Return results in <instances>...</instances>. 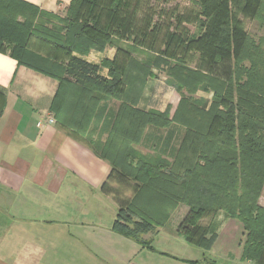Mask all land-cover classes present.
I'll return each instance as SVG.
<instances>
[{
	"label": "trees",
	"instance_id": "trees-1",
	"mask_svg": "<svg viewBox=\"0 0 264 264\" xmlns=\"http://www.w3.org/2000/svg\"><path fill=\"white\" fill-rule=\"evenodd\" d=\"M112 1L104 14L97 10L96 0H71L60 17L24 0H0V52L58 80L50 110L76 135L90 133L92 120L97 122L105 112L103 102L120 101L106 124L105 139L92 142L88 136L110 164L109 178L124 177L134 187L128 203L117 209L114 229L151 249L141 234L155 232L184 205L186 212L176 232L208 249L218 227L214 217L222 212L237 219L245 231L241 258L264 264V206L258 202L264 183V55L251 57L257 45L248 41L234 16L232 6L238 0H200L197 32L183 43L197 54L199 64L232 58L231 72L223 78L185 66L182 57L171 64L167 57L154 56L155 65L141 69L146 59L132 57L114 43L113 34L126 15L122 0ZM243 5L250 16L264 17V0H245ZM170 40L174 41V35ZM107 46L124 52L127 64L115 56L99 63L83 57ZM154 68H165L166 83L180 92L172 114L170 107L163 111L136 107L146 80L155 77ZM182 89L205 90L212 97L201 105ZM3 96L0 90V112ZM147 126L171 129L165 142L172 139L177 126L183 127L172 160L136 148ZM207 216L211 218L203 224Z\"/></svg>",
	"mask_w": 264,
	"mask_h": 264
},
{
	"label": "crops",
	"instance_id": "crops-1",
	"mask_svg": "<svg viewBox=\"0 0 264 264\" xmlns=\"http://www.w3.org/2000/svg\"><path fill=\"white\" fill-rule=\"evenodd\" d=\"M24 1L63 17L71 0ZM115 55L116 50L109 47L102 52L91 50L83 57L99 63ZM106 72L104 68L102 73ZM152 79L146 80L136 107L163 111L166 104L155 106L153 98L158 93L151 90ZM57 88V79L0 52V90L4 95L0 112V264H94L96 258L110 264L112 254L127 260L129 254L138 258L129 264L200 263L151 244L160 232L180 237L178 222L170 226L169 219L154 234H142L151 249L113 228L117 209L128 203L134 187L128 188L124 177H120V185L107 182L110 164L100 157L88 136L92 142L105 139L106 124L120 101L103 102L104 114L97 122V118L92 120L89 134L79 136L62 126L50 110ZM50 114L53 123L46 121ZM38 121L42 126H37ZM177 127L172 139L165 142L171 129L147 126L135 146L143 153L172 160L184 134L183 127ZM258 202L264 206V183ZM234 221L226 217L225 222ZM97 244L103 251L109 248V253L97 251ZM237 244L241 254V242Z\"/></svg>",
	"mask_w": 264,
	"mask_h": 264
},
{
	"label": "rangeland",
	"instance_id": "rangeland-1",
	"mask_svg": "<svg viewBox=\"0 0 264 264\" xmlns=\"http://www.w3.org/2000/svg\"><path fill=\"white\" fill-rule=\"evenodd\" d=\"M200 0H122V12L126 17L123 21V25L119 31H115L113 38L114 43L121 46L123 51H129L132 57L139 60H145L147 63L144 65L141 63V69H146L148 65L154 66V56L167 57L170 59V63L173 64L178 57L184 59V65L190 68H200L203 73L212 74L223 78L228 76L231 72L233 63L232 58L224 59L217 64H199L197 54L192 50H186L183 43L186 38L191 34L197 32L196 18L200 14L201 9L199 7ZM112 0H96L95 5L97 10L101 13H106L109 6L112 5ZM245 0H238L237 5H233L234 16L237 17L242 23L243 30L248 38V41L257 45V50L253 51L251 57L254 59L256 56L264 55V17H252L243 11ZM246 4V3H245ZM263 14L264 11L261 10ZM203 17L201 16V19ZM104 22V18H101ZM56 23L57 20L52 19ZM115 26V25H114ZM125 34V35H123ZM171 35H174V41L170 40ZM111 46H107L109 48ZM114 48V47H111ZM115 49V48H114ZM172 53L175 57H169L168 54ZM115 57L117 61L122 65L127 64V59L124 52L116 51ZM248 65L249 62L246 60ZM132 69V68H131ZM129 69V70H131ZM165 69V68H164ZM164 69L154 68L153 92L158 93L154 95L156 100L155 106L165 105L167 110L170 107V114L174 111L179 99L180 92L175 90L166 83L168 78ZM144 72V71H143ZM152 78V77H149ZM151 80V79H150ZM195 83H197L195 81ZM214 83L209 82V84ZM208 82L204 81L202 86H206ZM193 85V84H192ZM198 85V84H196ZM200 86V84L198 85ZM157 87V90H156ZM156 90V91H155ZM181 93L186 96H192L195 99L201 101V105L204 101L209 102L212 97V92L197 89L195 93L189 90L182 89ZM153 94V93H152ZM203 98V99H202ZM120 178L117 176L110 177L108 183L114 185L119 184ZM132 184L129 182L128 188ZM186 207L182 205L177 207L170 216V226L172 223L178 222L182 219ZM210 216L204 217L201 222L203 224L210 220ZM214 222L218 225L215 238L213 239L208 249L187 242L182 236L175 239L164 232H160L155 239L151 241V244L157 249H161L167 252H176L184 254L192 259L200 261L198 264H255L253 261L242 259L240 254V247L237 241L244 242L246 235L243 230L242 224L234 219V222H225L226 216L220 212L215 217ZM168 223V222H167ZM168 224H166L167 226ZM149 234V233H148ZM151 235L154 233H150ZM142 235V234H141ZM143 239V237H141ZM144 242H147L143 239ZM141 245L140 243H138ZM97 251H103L100 244L96 246ZM114 249V247H112ZM109 253V248L108 252ZM130 253V252H129ZM130 259L120 258L118 254H112L110 256V264H129V261L135 263L138 258L129 254ZM108 260V261H109ZM94 264H108L104 260L94 259Z\"/></svg>",
	"mask_w": 264,
	"mask_h": 264
},
{
	"label": "built area",
	"instance_id": "built-area-1",
	"mask_svg": "<svg viewBox=\"0 0 264 264\" xmlns=\"http://www.w3.org/2000/svg\"><path fill=\"white\" fill-rule=\"evenodd\" d=\"M46 121L49 123H53L54 122V118L52 116V114H50L48 117H46ZM37 126H42V122L38 121L37 122Z\"/></svg>",
	"mask_w": 264,
	"mask_h": 264
}]
</instances>
